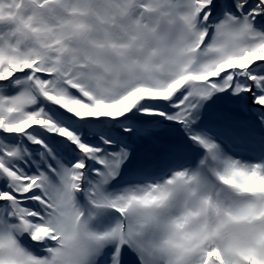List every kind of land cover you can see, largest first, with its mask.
I'll return each mask as SVG.
<instances>
[{
    "label": "snow or ice",
    "instance_id": "6c2138e0",
    "mask_svg": "<svg viewBox=\"0 0 264 264\" xmlns=\"http://www.w3.org/2000/svg\"><path fill=\"white\" fill-rule=\"evenodd\" d=\"M0 264H264V0H0Z\"/></svg>",
    "mask_w": 264,
    "mask_h": 264
}]
</instances>
